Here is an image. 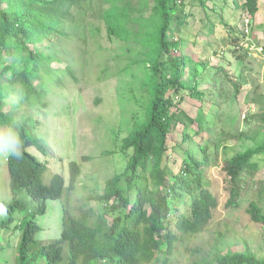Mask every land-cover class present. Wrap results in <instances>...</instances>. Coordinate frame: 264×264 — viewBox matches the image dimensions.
Returning <instances> with one entry per match:
<instances>
[{
    "label": "trees",
    "instance_id": "1",
    "mask_svg": "<svg viewBox=\"0 0 264 264\" xmlns=\"http://www.w3.org/2000/svg\"><path fill=\"white\" fill-rule=\"evenodd\" d=\"M191 2L203 9L205 32L212 36L215 22L207 3L217 0ZM186 7L177 0H0V127L15 136L6 157L11 196L3 209L8 219L0 223V233L20 238L17 244L0 245V264H174L179 246L205 233L220 207L206 183L217 161L213 153L244 139L253 146L222 167L228 184L224 206L239 205L246 176L256 175L264 159V108L247 117V131H239L237 116H227L222 108L236 101L241 85L210 60L175 54L188 44L185 30L192 12ZM220 7L214 16L228 33L222 42L243 62L248 52L237 46L248 38L245 23L256 18L258 0H225ZM212 47L209 42L205 50ZM137 65L145 69L151 100L146 121L135 124L117 148L126 166L97 197L104 215L91 224L87 214L66 209L61 234L41 239L47 202L70 199L82 171L70 163L67 183L61 174H48V164L32 151L47 154L39 112L49 108L56 89L67 88L68 81L78 84L87 70L116 93L119 74ZM186 99L201 103L196 118L182 108ZM203 103L216 108L213 123ZM252 121L258 125L250 127ZM176 130L182 144L172 146ZM203 133L207 137L197 142L194 136ZM177 147L185 157L175 166ZM26 196L38 204L36 212L20 200ZM259 197L249 213L264 224V190ZM219 251L217 264H264L251 248Z\"/></svg>",
    "mask_w": 264,
    "mask_h": 264
},
{
    "label": "rangeland",
    "instance_id": "2",
    "mask_svg": "<svg viewBox=\"0 0 264 264\" xmlns=\"http://www.w3.org/2000/svg\"><path fill=\"white\" fill-rule=\"evenodd\" d=\"M224 1L217 0L215 5L212 2L207 3V13H213L212 21L215 22L213 34L209 36L205 32L206 16L203 9L193 5L191 0H177L178 3L184 2L187 5L186 9L192 12V16L185 30H188L185 33L188 44L175 54L190 55L202 58L203 61L210 60L212 66H220L228 72L231 79L241 85L236 101L224 105L222 112L227 116L236 115L240 122L236 128L247 131V117L258 114L264 108V0H258L259 12L253 22L251 21V37L255 41V47L249 50L248 57L243 62L237 61L229 52L230 47L222 42L228 33L214 16V11L221 10L220 6ZM229 11L231 12V8ZM216 38L219 39L218 43ZM209 42H214L215 47L206 51L205 46ZM215 48L218 52L213 54ZM80 80L78 84L68 81V87L63 90L56 89L49 108L39 112L47 138V154L37 148L32 151L48 164V174H61L67 183L70 163H78L82 171L77 190L70 199L64 196L62 200L47 202V214L39 220L44 228L41 236L44 240L57 238L61 234L63 211L66 209L80 217L87 214L91 224L104 215L103 205L97 197L104 194L107 182L116 174L122 173L126 166L125 158L117 152V148L122 139L133 130L134 125L143 124L147 118L151 95L145 84L143 65L134 66L119 74L117 82L111 81L117 83L116 93L105 90L92 70H87L86 78L81 77ZM98 98H102L104 103L97 104ZM203 105L205 117L213 123L216 108L207 103ZM200 106L201 103L186 99L182 108L196 118ZM254 124L258 125L257 121H252L250 127H254ZM206 137L207 133H203L194 136V139L202 142ZM182 139V134L176 130L171 138V145L182 144ZM14 140L11 130L0 127V223L8 219L3 209V202L9 201L11 196L6 157ZM252 146V142L242 139L220 148L219 154L213 153L217 161L209 169L206 183L214 189L220 200V207L215 211L214 221L205 233L179 246L174 264H217V249L220 253L227 254L245 252L251 248L259 257H264V224L254 222L249 213L251 204L260 202V190H264V159L261 160V168L256 175L246 176L239 205L228 208L224 206L228 184L222 167L228 158ZM181 148L185 149L186 145ZM181 148H176L179 160L175 166L181 165L185 157ZM47 178L48 175L46 181ZM50 179L48 178L49 181ZM23 198L20 200L29 211L38 210V204L32 203L28 196ZM25 215L26 213H22V217ZM8 240L17 244L20 238L0 233V245L6 244Z\"/></svg>",
    "mask_w": 264,
    "mask_h": 264
},
{
    "label": "built area",
    "instance_id": "3",
    "mask_svg": "<svg viewBox=\"0 0 264 264\" xmlns=\"http://www.w3.org/2000/svg\"><path fill=\"white\" fill-rule=\"evenodd\" d=\"M245 26H246L245 32L247 33L248 38L246 41L240 43L239 46H237V49L249 52V50H252L255 47L254 46L255 41H253L251 38V21L246 20Z\"/></svg>",
    "mask_w": 264,
    "mask_h": 264
}]
</instances>
